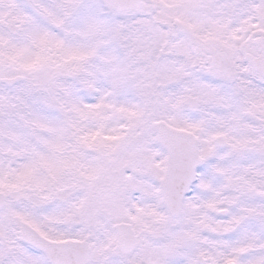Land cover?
<instances>
[{"label": "snow or ice", "instance_id": "6c2138e0", "mask_svg": "<svg viewBox=\"0 0 264 264\" xmlns=\"http://www.w3.org/2000/svg\"><path fill=\"white\" fill-rule=\"evenodd\" d=\"M0 264H264V0H0Z\"/></svg>", "mask_w": 264, "mask_h": 264}]
</instances>
